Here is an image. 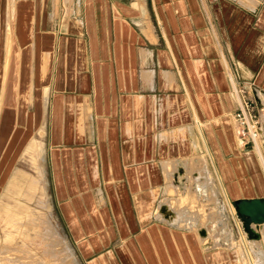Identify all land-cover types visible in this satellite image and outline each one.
<instances>
[{"label":"rangeland","instance_id":"1","mask_svg":"<svg viewBox=\"0 0 264 264\" xmlns=\"http://www.w3.org/2000/svg\"><path fill=\"white\" fill-rule=\"evenodd\" d=\"M15 1H9L7 5L8 13H10L12 7H15ZM34 1L35 3L39 2V0ZM146 1L149 11L148 16H142V21L138 25H134V43L139 56L136 73L141 77L139 79L140 87L137 92L140 94L157 93L160 95L161 100L159 105H157L159 112L158 124L155 126L156 135L158 136L162 133L164 141L170 140L174 144L177 140L188 143V145H183V150H174V153L171 155L173 158H182L181 162H185L184 170L182 164L178 163V166L175 167L178 171L179 179L175 172L170 171L173 192L167 191V182L160 168L161 163L160 160H154V152L152 156L150 154L149 156H138L134 162H131L132 165L129 171L125 172L124 176L115 174L113 175L114 180L108 183L102 171V160L96 130L97 117L105 115V113H97L95 104L90 96L87 99L91 113L90 116L86 115V119L84 120L85 132H79L78 130L76 132L75 128L79 120L78 116L73 114L71 128L68 132L66 131L65 136L64 134L61 135L60 139L54 143V112L52 110V103L56 97V91H58L56 88L59 86V43L61 40L67 41L70 39L72 41V44H67L71 48L65 50L66 55L70 59L64 66L65 70L62 71L64 75V80H62L64 83H61L62 89L64 91H71L73 94H78L80 90H70L71 75L74 73L73 70L77 69L78 60L76 57L81 56L80 52L82 49L77 45L78 41L80 42L85 39V37L79 36L74 31L69 32L66 30L64 26V22L66 21V17L64 16L66 3L64 0H55L54 2L57 15L54 17L55 22L51 23L52 25L53 23H58L60 25L58 28L60 32L56 31L50 90L48 87L50 76L46 73L43 75L41 82H39V86L34 84V89L38 87L36 95L33 97L31 92L28 96L26 115L21 117L18 112L20 99L18 95L12 104L8 105V107H14L12 119L9 117L8 121L5 119L6 115H10L7 112L9 109L4 103L5 77L11 55L10 48L17 46L20 42L18 37L19 18L14 17L17 25L15 28L11 24L12 18H8L6 19L7 24L10 23V25L7 31L6 48L4 47V50L0 51V54L3 56L6 54L0 82V264H106L103 259H106V262L107 259H111L112 264H153V259L158 255V252L161 253V250L165 256V261L157 264H247L246 259L239 258V248H242L243 237L250 242L253 240L245 229L243 220L240 218L234 205V200L239 196H260L256 188L246 190V185L242 183V179H249L251 176L245 162L244 153L254 149V147H252L251 143L241 148L236 146L237 139L234 138L236 131L232 124V119L235 124L236 120L231 113L223 114L219 118H214L209 114L203 105L202 98L191 73L189 65L190 56L184 52L179 34L171 27V21L164 9L165 2L163 0ZM75 3V12L77 10L80 12L81 3H78V0L76 2L72 1L71 6L73 8ZM28 4L32 7L31 2L20 0L17 9L22 5ZM46 7H52L51 2L48 0L46 1ZM1 24L3 23L1 22ZM4 24H6L5 20ZM11 26L13 33H10ZM145 28L148 31H145ZM49 29L53 30L52 28ZM24 30L26 37H28L27 42H39L40 58L45 65V60L48 57L51 59L53 57L51 53L53 35H35L33 14L31 15L30 24L26 25ZM151 33L152 36L150 37L149 34ZM74 46H77V48ZM140 47L148 50L145 62L142 61ZM37 59L34 53L31 61L32 69L29 71L32 90L34 80H37ZM74 62L76 65L73 64ZM13 64L16 65V61ZM14 68L12 70L13 74L15 73L14 70L16 71V66ZM151 68L155 69L153 75L154 88L142 78L143 71ZM78 69H80V66ZM49 70L51 71V65ZM80 72L81 69L79 70ZM114 72L115 79L119 80L117 69ZM12 81L15 82L14 77ZM237 87L240 90L239 94L242 99L244 96H251L258 107H263L264 98L260 95V92L264 95V63L252 80L246 82L237 80ZM48 90L49 100L44 118L45 111L43 112V110L46 109ZM115 91L116 97L113 95ZM110 94L111 103L109 106L113 108L118 103L117 101L121 93L117 86L115 89L113 85ZM31 103H34L35 106L34 115L37 123L31 121L32 116L29 111L34 110V106ZM237 108L238 103L236 102ZM142 110L139 107L140 117L145 119V121L143 120L144 122L146 120L148 122L150 116L146 114L145 108L143 113ZM196 116L201 120L210 119L211 129L216 138L217 145L220 142L218 148L223 153L224 160H226L234 180L238 184L239 194L236 197L229 195L230 204L224 195L215 172L214 163L206 152L205 146L202 141L198 143L199 145L196 143V135H193V133L196 134V131H192L190 127L191 124L196 125ZM17 122L19 126L26 128H14L13 131L16 133V136H13V138L15 137L17 142L19 140V143L22 145L30 135V131L35 136L30 139L21 154L19 153V155L14 157V155H10V150L7 153L8 145L4 144L7 142L10 129L16 126ZM139 127V129L137 128L138 131L133 134H135V138H140L141 141L146 142L148 136L153 132L150 128L148 129L147 124L145 126H141L140 124ZM188 127L190 128V131H187L188 136L185 137L183 134L176 136L177 131H185ZM45 130L46 135L44 136ZM227 137L231 142L230 146H226L225 142H223V138ZM263 137L264 135L257 141L259 142ZM33 140H38L41 147V155L38 158V170L42 173V193H39L40 181L32 177V173H36L35 170L31 167L28 160L22 157L26 148ZM112 140L116 142L117 150L120 152L119 143L122 141L120 129L115 130ZM192 140H194V143ZM44 141L46 147L45 171L42 165V160H44ZM76 146L95 147L101 179L99 184L90 190L71 194L67 189V184L74 181L75 169L68 160V156ZM228 146L234 147V154L230 153ZM262 149L264 152V143H262ZM224 151H228L227 154H224ZM242 151H244L243 155H241ZM202 154H205L206 157H201L200 155ZM119 156L120 154L118 153V163L120 167L122 166L125 169L124 161ZM199 158L202 160H199ZM157 164L160 166H157ZM241 165H244L246 170ZM141 166H150L153 182L156 183V179L158 178L159 183L162 184L158 198L149 214L151 215L152 222L156 223L154 228L160 234V240L155 241L151 239L148 242V249L143 247L137 240V235L147 225L140 226L137 229L128 223L136 219L138 215L131 201L128 202L126 208V212L128 211L129 214H124L126 217L125 224L117 226L112 211L111 217L108 219L104 216L105 219L103 218L104 220L100 222L101 219L97 218V215L100 216L101 213L104 215V207L106 205L110 207V186L116 187L117 183L127 186L137 183V185L141 184L142 186L146 178L150 179L148 172L139 175L138 169ZM153 166L156 168L155 171ZM18 167L23 168L20 169L22 174L17 180L16 187L11 188L10 185ZM205 169L208 171L206 175L203 171ZM223 184L227 188V184L224 182ZM230 191L234 192V188L230 187ZM79 194H84L85 201L83 199V202L77 201ZM162 205L169 206L170 208L166 216L160 215ZM155 210L156 216L154 218ZM160 219L163 221H160ZM253 243L257 244L253 248L254 250L252 249L254 257L261 264H264V240H254ZM132 245L134 246V251H137V256L135 257L126 251L128 246L133 248ZM144 249L150 250L147 252L148 255ZM124 251L127 254L123 253Z\"/></svg>","mask_w":264,"mask_h":264},{"label":"crops","instance_id":"2","mask_svg":"<svg viewBox=\"0 0 264 264\" xmlns=\"http://www.w3.org/2000/svg\"><path fill=\"white\" fill-rule=\"evenodd\" d=\"M9 1L11 0H1L0 23L2 22L3 24L0 25V51L4 50L3 48L6 46L7 42V31L10 23L7 24L6 19L12 18L11 24L14 28L17 27L15 12L18 11L17 7L20 0H14L15 7L11 8L10 13H8L7 10ZM27 1L32 3L35 35H53V40H51L53 43L51 49L53 60L48 83L50 90V80L55 55L56 31L60 32L58 29L60 25L58 23H53L52 25L51 23L55 22L54 17L57 15L56 8H54L55 0H48L51 2V8L46 7L47 0H39L38 3H35L34 0ZM64 1L66 3L64 10V16L66 17L64 26L66 30L69 32L74 31L79 34V36L85 37V39L83 38V41H78L77 45L82 49L80 52L81 56L76 57L78 63L77 65L75 62L73 64L77 66V69H74V73L71 75L70 90H80L78 94H73L71 91H64L62 89L61 83H64L62 82V80H64L62 71L65 70L64 66L70 59V57L66 55L65 50L71 48V46H67V44H72V41L70 39L67 41L61 40L59 43V86L56 88L58 91H56L57 94L52 103V110L54 112V143L60 139L61 135L64 134L65 136L66 131L68 132L71 128L73 114L78 116L79 120L75 128L76 132L77 130L79 132H85L84 120L86 119V115L90 116L91 113L89 101L87 99L88 96H90L95 104L97 113H105V115H99L97 117L96 130L102 160V171L108 183L114 180L113 175L115 174L124 176L125 172L129 171L132 165L131 162H134L138 156H149V154L152 156L154 152V160H160V168L167 182V191L173 192L170 171L175 172L179 179L178 171L175 167L178 166L177 164L179 163L182 164L184 170L185 162H181L182 158H173L171 155L174 153V150H183V145H188V143L177 140L174 144V142L170 140L164 141L162 139V133L157 136L155 126L158 124L159 111L157 105H159L161 100L160 95L157 93L140 94L137 92L140 87L139 79L141 77L136 73V67L139 64V56L134 43V25H138V23L142 21V16H148L147 1L78 0V3H81L80 12H78V10L75 12L76 3L74 4V8L71 6L72 1L76 2V0ZM163 1L165 2L164 9L171 21V27L179 34L181 46L184 52L190 56L189 65L191 73L204 107L214 118H219L223 114H228V112L233 116V112L236 110V102L239 103L237 80L245 82L252 80L258 74L264 63V0ZM4 20L6 24H4ZM145 31H148V29L145 28ZM149 35L151 37L152 33ZM19 44L22 46L20 42ZM74 47L77 48V46ZM140 50L142 61L145 62L148 50L144 47H140ZM2 56L3 55L0 54V82L6 54ZM79 66L81 69L80 73V69H78ZM116 69L119 73V80L115 79L114 71ZM154 73L155 69L151 68L144 70L142 74L143 80L148 82L152 88H154ZM34 84L36 86L38 85L37 80H34L33 83V97L36 95L38 88L36 87V89H34ZM113 85L115 89L117 86L121 96L117 101L118 103H116L113 108H110V91ZM49 90L46 100V109L43 110V112L45 111L44 118L48 107ZM113 95L114 97L117 96L116 91ZM260 95L264 98L262 92H260ZM31 104L34 106V103ZM139 107L141 110L143 108L142 113L145 108L146 114L150 116L148 122L147 120L144 122L145 119L140 117ZM111 112H113V114H111ZM29 113H31L32 116L31 121L37 123L34 115L35 106L34 110L29 111ZM261 116L264 130V106ZM195 121L196 125L191 124L190 127L192 131H196V134L193 133V135H196V137L194 136L197 140L196 143L199 145L198 143L202 141L205 146L206 152L210 155L214 163L215 172L222 186L224 195L228 202H230V196L236 197L239 194L238 184L234 180L226 160H224L223 153L218 148L220 142L217 145L216 138L211 129V121L210 119L201 120L198 116H196ZM144 123L145 125L147 124L148 129L150 128L153 132L148 136L146 142L141 141L140 138H135V134H133L138 131L140 124L141 126H145ZM232 124L237 132L236 124L233 119ZM15 127H17V129H26L24 126H19L17 122L16 126H13L9 131L7 142L4 145H8L7 153L10 150V155H14V157L19 155V153L21 154L30 139L35 136L30 131V135L21 145L19 140L17 142L15 137L13 138V136L16 135L13 131ZM117 129L121 130L122 141L119 143L120 152L117 150L116 142L112 140V135ZM186 129L185 131H177L176 136H180V134L185 135V137L188 136L187 131H190V128L188 127ZM236 132L234 134V138L237 139H235L237 141L236 146L241 148L245 145L240 144V139ZM45 135L46 130L44 136ZM262 135H264V131ZM192 142L194 143V140H192ZM223 142H225L226 146L231 143L228 137L223 138ZM262 143H264V137L259 142L256 141L255 144L252 145L254 149L248 150L245 153L244 151L241 152V155L244 153L247 168H249V172L251 173L249 179H242V183L246 185V190L256 188L260 196H264L261 195L264 194V152ZM23 145L24 147L22 148ZM233 148L234 147H229V151L232 154H234ZM227 152L228 151H224V154H227ZM118 153L120 154L119 157L121 160L124 161L123 164L125 169L122 166L120 167L118 163ZM45 154L46 147L44 141V160H42L44 171ZM200 156L206 157L205 154ZM68 160L75 169L74 181L67 184L69 193H82L99 184L101 173L98 165V155L94 146L74 147L68 156ZM199 160L202 159L199 158ZM157 166L160 165L157 164ZM241 166L245 168L244 165ZM153 167L155 171L156 168L155 166ZM150 169V166H141L138 169L139 175L148 172L150 177V179L146 178V180L143 181L142 186L141 184L137 185V183L129 186L117 183L116 187L110 186V207L106 205L104 207V215L101 212L100 216L97 215V218L99 220L101 219V222L105 218L108 219L111 217L112 211L116 225H123L126 223L124 214H129L128 211L126 212L127 204L131 201L138 215L136 219L128 223L137 229L140 226L147 225L146 228H143L137 235V240L146 249L149 248L148 242L151 239L155 241L160 240V234L157 233V230L154 228L156 223L152 222L151 215L149 214L158 198L162 184L159 183L158 178L156 179V183L153 182ZM203 171L205 175L208 173L206 169ZM223 182L227 184V188ZM153 184L155 187H153ZM148 185L150 186L148 187ZM230 187L234 188V192L230 191ZM240 197L247 196H239L237 198ZM82 199L84 201L86 199L84 194H79L77 201L83 202ZM156 210L154 211V218L156 216ZM160 221L163 220L160 219ZM148 233L149 235H147ZM132 247L133 248L128 246L126 251L135 257L137 256V251H134L133 245ZM146 249L144 250L148 255L147 252L150 250ZM123 253L127 254L125 251ZM102 258L104 257L102 256ZM103 261L106 264H112L111 259H107V262L106 259H103ZM135 261L137 262L136 258ZM164 261L165 256L162 254L161 250V253L158 252V255L153 259L152 263L157 264Z\"/></svg>","mask_w":264,"mask_h":264},{"label":"bare ground","instance_id":"3","mask_svg":"<svg viewBox=\"0 0 264 264\" xmlns=\"http://www.w3.org/2000/svg\"><path fill=\"white\" fill-rule=\"evenodd\" d=\"M17 10H18V13L16 11L15 14H16V18H19L18 37H19V41L22 44V46H20V44H18L17 46H12L10 48L11 55L9 57V61H8L7 69H6V77H5L6 87H5V92H4V103L8 107V105L12 104V102L15 100V98H17L19 95L20 99H19V105H18V107H19L18 112H19L21 117H24L27 113L26 105H27V101H28V96L32 92V84H31L30 79H29L30 78V72L29 71L32 69V67H31L32 57L34 56V53H35L36 58H38L36 60V61H38V73L36 71L35 72L37 75V80H38L39 85H40L39 82H41L43 75L46 73L49 75V73H50L49 68H50L52 59L50 57H48L45 60V62H44L45 65H44L42 63L41 58H40V48H39V44H38L39 42L36 41V42L31 43L30 41H28V42L26 41L28 39V37H26L24 28L26 25L30 24V22H31V15H32L31 5L30 4L22 5ZM10 33H13L12 26L10 29ZM15 61H16V65L13 64ZM17 64H19L18 65L19 66L18 71H17ZM35 65H36V63H35ZM14 66H16V71L14 70L15 73L13 74L12 70H13ZM13 77L15 78V82L12 81ZM239 91L240 90H238V93H239ZM241 103H242V98L239 94V103L238 104H241ZM8 109L9 110L7 112H9L10 115L5 116V119L7 121H8V117L12 119V117L14 115V107L11 106V107H8ZM201 133H202V131H201ZM202 136H203V134H202ZM257 140H255V142ZM40 155H41V147L39 145V142H38V140H33L29 144V146L26 148L22 157L25 158L26 160H28L31 167L35 170L36 173H32V177L35 179H38L40 181L39 193H42L41 192L42 191V187H41L42 173L40 170H38V164H39L38 158L40 157ZM20 169H23V168L18 167L17 171L15 172L14 178H13L11 185H10L11 188L16 187L17 180H18L19 176L22 174ZM223 189H224V187H223ZM6 201H7V199H6ZM229 204H230V202H229ZM169 210H170L169 206L162 205L161 210H160V215H164V216L168 215ZM251 227L255 231H257L260 234V236L258 238H251V237L250 238L253 241L254 240L259 241L261 239L264 240V222L258 223V222L253 221L251 224ZM242 241H243L242 242L243 243L242 248H239L240 249L239 258L246 259L245 261L247 264H261L258 261V259L256 257H254V255L252 253V251L254 250L253 248H255L257 244L255 245L253 243V241L250 242L249 240L248 241L245 240L244 237H243ZM237 253H238V251H237Z\"/></svg>","mask_w":264,"mask_h":264},{"label":"built area","instance_id":"4","mask_svg":"<svg viewBox=\"0 0 264 264\" xmlns=\"http://www.w3.org/2000/svg\"><path fill=\"white\" fill-rule=\"evenodd\" d=\"M263 107H258L255 100L251 96H244L242 103L238 104V108L234 112V119L237 124V136L243 145L255 144V140L259 139L263 134L262 122ZM242 139V141H241Z\"/></svg>","mask_w":264,"mask_h":264},{"label":"water","instance_id":"5","mask_svg":"<svg viewBox=\"0 0 264 264\" xmlns=\"http://www.w3.org/2000/svg\"><path fill=\"white\" fill-rule=\"evenodd\" d=\"M234 205L248 235L251 238H258L260 234L251 227V224L253 221L264 222V196L236 198Z\"/></svg>","mask_w":264,"mask_h":264}]
</instances>
